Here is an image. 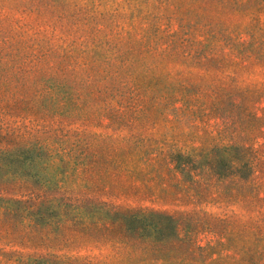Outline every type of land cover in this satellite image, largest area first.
<instances>
[{
  "label": "rangeland",
  "instance_id": "obj_1",
  "mask_svg": "<svg viewBox=\"0 0 264 264\" xmlns=\"http://www.w3.org/2000/svg\"><path fill=\"white\" fill-rule=\"evenodd\" d=\"M89 1L67 0L52 12L42 7L37 18L32 7L43 1L0 0V46L4 41L11 45L2 46L3 51L45 68L59 85L58 99L69 98L65 110L57 103L53 113L29 110L19 98L2 110L10 94L25 95L34 84L0 89V127L19 143L36 141L51 151L41 180L56 182L51 194L58 210L44 211L32 228L17 214L0 213V264L49 253L64 264H86L117 257L112 242L104 241H143L130 233L126 239L115 226L105 232L108 223L94 201L104 202L105 209L171 214L182 253L209 244L222 255L212 264H264V0ZM127 1L134 6L137 1L139 9L129 12L134 8ZM173 31L179 35L170 46L166 36ZM227 33L251 42L246 59L223 45ZM181 37H207L209 48L223 46L215 52L236 62L224 73L237 78L231 82L234 89L245 86L242 94L207 89L217 63L208 65L207 78L201 77L203 66L185 54L190 44L180 45ZM99 40L109 46L97 43L102 47L95 45L92 53ZM114 52L117 56L104 62L102 56ZM158 69L164 75L147 81ZM88 74L93 76L84 82ZM133 77L143 78L142 85L156 95L146 109L128 107ZM35 81L40 83V75ZM160 93L172 98H157ZM210 103L222 112L213 111ZM173 153L189 154L192 160L180 170ZM202 153L221 159L220 169L243 160L250 171L242 170L244 177H220L205 163L201 166ZM16 190H0V195ZM79 198L85 200L75 209L73 200ZM49 216L57 223L46 225ZM190 258L201 264L208 256L194 251Z\"/></svg>",
  "mask_w": 264,
  "mask_h": 264
},
{
  "label": "trees",
  "instance_id": "obj_2",
  "mask_svg": "<svg viewBox=\"0 0 264 264\" xmlns=\"http://www.w3.org/2000/svg\"><path fill=\"white\" fill-rule=\"evenodd\" d=\"M38 1H43L41 7H32V10L34 9L36 12L37 18L41 16L40 13L42 7L46 11L52 12L58 7L62 8L63 6L68 5L67 0ZM89 2L92 1L90 0ZM127 2L131 9L134 8L129 12H135V9H139L137 1L135 2V6L129 1ZM0 6H2V4H0ZM145 8L149 7L146 6ZM58 18H61V16ZM178 35L179 34L176 31L169 33L166 36L168 45H173ZM231 35V33H227L223 36V45L228 46L231 51L235 52L240 60L246 59L251 42L239 40L234 36H232V38ZM180 39V45L181 41L190 44V49L186 50L185 54H188L189 57H191V60H193L192 62H194L195 65L200 64L203 66L201 72H199L201 77L207 78L210 75L208 65L213 64L214 62L217 63V71L216 74H213L212 76V82L205 85L207 89H212V91L215 90L219 93L224 92L226 96L232 95L234 90H239L235 92H238L239 95L242 94L241 90L244 89L245 86L243 88L237 86L238 89H234V87L231 86V82L237 80V78L233 77L234 75L232 73V75L224 73L225 68L236 63L229 54H225L224 52L216 53L215 51L219 47L218 45H212L209 48L210 41L207 37H205V39L181 37ZM97 43H102L103 46H109L107 40L96 41L94 47L91 48L93 49V51H91L92 53H95V45L102 47V45ZM2 46L8 48L11 45L4 41L2 42ZM2 46H0V89L8 88L10 83H12V86L14 85V87L22 86V84H26L27 82H33L34 84L32 89L26 91L25 95L18 97L13 93L10 94L9 98L4 101L2 110L4 108L10 109L11 104L16 98L29 104V110H41L43 108L45 111L53 113L56 111L57 103L62 106L60 107L61 110L67 108L65 103L69 98L64 97L58 99V96L55 93L59 85L57 84L54 75L47 74L44 71L45 68L35 67L37 65L32 62V60H28L29 62L26 63H23V60L19 62L16 61L15 58L19 56L11 52H4ZM115 46L116 45L114 44V47ZM49 51H52L53 53L55 52V50L51 49ZM117 52L112 53L111 56L103 55L102 58L104 62L110 61V57H116ZM42 54L43 53L33 54L31 58H39ZM30 73L35 74L29 76L28 74ZM36 75H40V83L37 82L39 84L37 87L35 81ZM162 75H164L163 72L158 69V73L149 77H147L148 73H146L144 77H147V81H151L161 78ZM92 76L93 75L91 74L86 75L83 81H89ZM33 78L34 80L32 81ZM132 80L134 83L132 82L129 87L131 97L129 99L130 102L128 103V107L133 109H146V102L156 98V95L152 91H149L146 85H142L145 81L143 78L133 77ZM121 81L124 83V80ZM214 81L215 84L213 83ZM238 84L241 85V83ZM140 92L142 94H140ZM75 96L77 98V93ZM157 98L169 99L172 98V95L160 93ZM217 99V96H215L212 101H216ZM61 100L64 101L60 103L59 101ZM36 101H38V103H36ZM144 102V106L139 105L140 107H137L138 104ZM209 106L213 111L217 110V112H222L223 110V108L221 110V107L218 105L215 107L214 103H210ZM225 114H228V112ZM43 155H45V157ZM50 156L51 151L49 148L44 147V145H40L36 143V141L19 143V141L13 139L12 132H8L6 129L0 127V190L7 191L13 186L17 188L13 195H0V213L6 215L17 214L20 217L19 220H27L26 224L32 228L37 226V221L40 219V216L44 211L49 214L58 211L56 204L57 201L55 202V195L51 194V189L56 182L54 183V180L49 177L48 179L41 180V171L45 168L44 166H46L45 159ZM170 156L174 161L175 167L180 170H184L185 163L192 160V157L189 154L173 153L170 154ZM201 159L203 160L201 166L205 163V166L208 169L212 170L220 177H244L246 176V173L250 171L249 163L243 160H238L233 163L227 162L224 164V167L220 169L218 163L221 159H211L206 153H202ZM77 164L82 165L83 159L78 160ZM242 170H245L246 173L243 174ZM37 183L39 186H37ZM54 188H56V185ZM84 200L85 199L80 198L73 200L75 203L74 208L78 209L79 203H82ZM93 204L101 209V211L103 209L104 221L108 223V226L103 228L105 232L110 231V229L115 226V229L122 230L123 236H125V233H130L133 235L134 240L143 241H104L112 242L113 247L117 250V257L116 255L110 258L103 257L102 260H91L86 262V264H196V261L190 258L194 251H198L199 254L203 253L208 256V258H203L200 261L201 264H212L217 261L219 257H222L221 252L216 251V245L209 244L205 246L192 245V248L190 246L188 250L185 252L183 251L182 253L180 250L182 238L176 233L178 222L169 213L156 210H117L110 207H106L105 209L103 207L105 205L104 202L94 201ZM55 221H58V219L49 216L46 219L45 224L52 226ZM168 236L175 241H163L168 239ZM125 238L127 239L126 236ZM138 248L139 250H137ZM236 249L239 248L236 247ZM212 254H215V257L209 258ZM13 259L15 264H64V260L53 253L47 255L27 254L18 261L14 257Z\"/></svg>",
  "mask_w": 264,
  "mask_h": 264
}]
</instances>
